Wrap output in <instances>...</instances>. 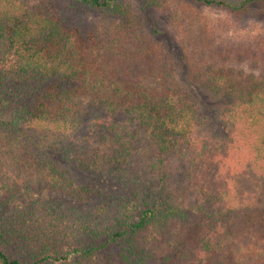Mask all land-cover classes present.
<instances>
[{
	"label": "trees",
	"instance_id": "16d2710c",
	"mask_svg": "<svg viewBox=\"0 0 264 264\" xmlns=\"http://www.w3.org/2000/svg\"><path fill=\"white\" fill-rule=\"evenodd\" d=\"M192 1L236 14L264 5ZM178 15L171 0H0V156L20 154L56 196L0 220V264H215L244 248L264 214V54L215 44ZM195 90L229 99L227 138L199 134ZM85 120L98 145L74 153L66 141ZM36 134L51 138L41 153ZM13 176L0 166V209L19 196ZM235 264H264V247Z\"/></svg>",
	"mask_w": 264,
	"mask_h": 264
},
{
	"label": "rangeland",
	"instance_id": "374dc122",
	"mask_svg": "<svg viewBox=\"0 0 264 264\" xmlns=\"http://www.w3.org/2000/svg\"><path fill=\"white\" fill-rule=\"evenodd\" d=\"M171 4L172 9L178 10V16L180 18L184 17L183 19L186 22V26L191 24V26L207 32L209 37L215 41V44H221L222 47L228 48L240 45L241 47H247L249 50L260 53V56L261 53L264 54V5L256 4L253 5L249 11L236 14L223 8L197 5L192 0H171ZM94 18L101 28L110 23L106 17L100 16L99 14H95ZM180 28L182 27L171 28L176 41L183 35V30ZM156 40H158L157 43L163 50V45L161 44L163 43L162 41H164V37ZM243 67L247 66L243 65ZM195 95L199 102L198 117L203 123L202 127L199 129V134L207 142H218L227 138L232 129L221 123L219 111L230 104L229 99L222 95H213L209 92L200 90H195ZM32 139L35 143L30 144L31 147H34L36 153H41V149H44L45 146L51 142V138L48 135L43 137L42 134H36ZM66 142L74 153H81L85 149L98 145L95 131L88 120H85L78 129L70 133ZM142 145L146 146L144 142ZM47 156H50L59 166H63V161L59 156H51L50 153H48ZM0 160V166H3V171L8 172V174H13V177L16 178L15 181L19 189V196L16 200L11 201L9 204L2 205L0 209V220L9 216L12 212L23 210L24 207L30 203L39 205L41 203H49L52 200L55 201L56 196H53L54 194H52L48 188H42L38 184V179L33 172L32 165L28 167V165L25 164V166H23L20 154L14 157V160H11V158L7 159L3 156H0ZM176 170L175 168V175L180 173ZM74 174L78 182L82 181L91 186L110 191H118L121 189V186L107 175L85 176L79 174L81 176H78L76 173ZM180 181L183 183L185 177H181ZM6 196L7 192H2L1 200L6 199ZM75 203L77 206L79 205L80 208L86 210L87 206L85 204L76 201ZM246 232L248 236L247 239L243 241L244 244H242V246H244V248H241L239 251L236 245L227 246L221 254L215 257V264H235L244 254H252L264 247V214L259 216L257 221L253 223ZM69 264L74 263L71 261ZM90 264H103L102 258H93ZM153 264L158 263L154 262Z\"/></svg>",
	"mask_w": 264,
	"mask_h": 264
}]
</instances>
